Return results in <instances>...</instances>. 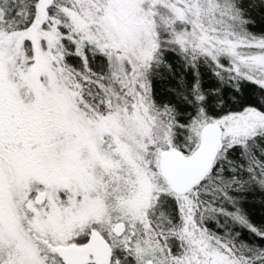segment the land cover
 Returning a JSON list of instances; mask_svg holds the SVG:
<instances>
[{
    "label": "snow or ice",
    "instance_id": "1",
    "mask_svg": "<svg viewBox=\"0 0 264 264\" xmlns=\"http://www.w3.org/2000/svg\"><path fill=\"white\" fill-rule=\"evenodd\" d=\"M0 264H264V0H0Z\"/></svg>",
    "mask_w": 264,
    "mask_h": 264
},
{
    "label": "trees",
    "instance_id": "2",
    "mask_svg": "<svg viewBox=\"0 0 264 264\" xmlns=\"http://www.w3.org/2000/svg\"><path fill=\"white\" fill-rule=\"evenodd\" d=\"M157 87H158V89H159V85H158Z\"/></svg>",
    "mask_w": 264,
    "mask_h": 264
}]
</instances>
